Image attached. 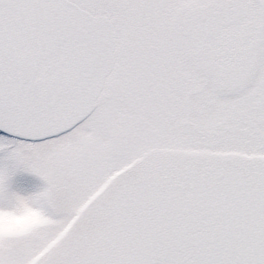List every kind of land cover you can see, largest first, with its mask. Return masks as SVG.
<instances>
[{
	"label": "snow or ice",
	"instance_id": "obj_1",
	"mask_svg": "<svg viewBox=\"0 0 264 264\" xmlns=\"http://www.w3.org/2000/svg\"><path fill=\"white\" fill-rule=\"evenodd\" d=\"M0 264H264V0H0Z\"/></svg>",
	"mask_w": 264,
	"mask_h": 264
}]
</instances>
